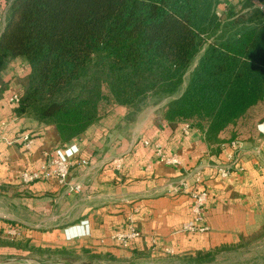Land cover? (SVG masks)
<instances>
[{"label": "trees", "instance_id": "16d2710c", "mask_svg": "<svg viewBox=\"0 0 264 264\" xmlns=\"http://www.w3.org/2000/svg\"><path fill=\"white\" fill-rule=\"evenodd\" d=\"M255 2L245 0L235 11L226 0H11L0 32V70L10 58L27 61L16 112L35 109L34 117L53 124L64 143L114 106L129 104L131 94L157 84L175 90L212 37L162 117L230 143L250 125L249 111L264 106V11ZM220 3L225 10L218 16ZM74 86L91 95L55 100ZM38 102L45 105L35 108Z\"/></svg>", "mask_w": 264, "mask_h": 264}, {"label": "crops", "instance_id": "0c3cea01", "mask_svg": "<svg viewBox=\"0 0 264 264\" xmlns=\"http://www.w3.org/2000/svg\"><path fill=\"white\" fill-rule=\"evenodd\" d=\"M3 8L0 3V12ZM28 73L29 65L20 57L8 59L0 70V202H4L0 221H16L7 226L17 228L22 239L39 237L45 228L53 227L70 242H83L123 263L125 258L149 253L173 254L235 243L264 224V133L260 131L264 119L254 142H241L239 162L231 164L229 174L222 177L217 169L229 163L232 148L228 142L209 141L205 129L199 127L189 126L184 132L188 124L171 126L157 113L135 120L125 132L126 108L115 107L62 143L53 124L40 122L28 112L17 113V105L9 102L13 94H22ZM23 132L32 138L28 150L21 143H11ZM145 139L166 153L177 154L180 165L158 161L153 147L142 144ZM71 145L79 152L63 184L56 178L29 185L21 182V172L38 170L46 153ZM182 181L187 189L179 187ZM194 188L208 192V230L188 234L179 227L192 218L189 192ZM131 223L140 236L122 248L113 235Z\"/></svg>", "mask_w": 264, "mask_h": 264}, {"label": "rangeland", "instance_id": "374dc122", "mask_svg": "<svg viewBox=\"0 0 264 264\" xmlns=\"http://www.w3.org/2000/svg\"><path fill=\"white\" fill-rule=\"evenodd\" d=\"M226 1L235 7V11L240 9L243 2H245V0ZM254 1H257L254 5L264 11V2ZM224 10V3H220L216 7L217 15L220 16ZM211 38L204 39L202 46L195 53L175 90L169 91L165 85L159 84L150 86L142 93L131 94L132 100L129 104L116 105L107 114L115 107L126 108V116H128L129 121L125 123V132L132 129L133 122L137 119L143 121L156 113L162 116L166 104L180 96L186 88L193 71L198 65L201 54L207 43L212 40ZM96 75L100 76L101 74L96 73ZM103 79H105V76L101 75V81ZM80 91L78 86L71 87L66 92L58 94L55 100H62L75 95L79 98H86L85 96L91 95L89 91H82V93ZM42 104L45 105L44 102H38L34 107L37 108V105L41 107ZM34 111L29 113L30 116H35ZM248 115V117H251L250 125L240 127L230 141L254 142L258 136L257 126L260 122L258 118L264 115V106L254 107ZM110 122V126H113L115 118ZM231 129H234V127H231ZM16 202L17 200L12 201L11 206H14ZM0 206L2 207L1 211H3V201L0 202ZM12 222L13 224L17 223L16 221ZM10 224V221L2 219L0 228ZM0 236H2L0 238V264H264V224L257 231L241 237L235 243L210 249H187L173 254L149 253L139 257L125 258L123 263H117L115 259L107 254H102L98 249L85 247L83 242H70L61 237L56 231H53V227L45 228L44 233L39 237H30L29 239H22L20 232L10 237L4 236L2 233Z\"/></svg>", "mask_w": 264, "mask_h": 264}, {"label": "built area", "instance_id": "2783aa9c", "mask_svg": "<svg viewBox=\"0 0 264 264\" xmlns=\"http://www.w3.org/2000/svg\"><path fill=\"white\" fill-rule=\"evenodd\" d=\"M10 1L11 0H0V3L4 5V10L0 12V20L4 18V12L6 8L8 9ZM9 102L11 104L17 105L19 102V95L13 94L11 97H9ZM183 130L184 132H188L189 125H184ZM260 131L264 133V126L261 127ZM11 143H21L23 148L28 150L31 148L32 138L28 133L23 132L16 135L11 141ZM142 144L145 147L152 146L156 158L161 163L169 166L180 165V159L177 154L166 153L158 144H152L148 139L143 140ZM229 145L232 148V152L228 155L229 163L217 169L218 174L222 177L227 176L229 174L231 166L233 164H237L240 159L239 156L241 151V142L238 140H234L231 141ZM78 152V147L76 145H71L68 147H58L54 149L52 153H46V159L40 165L38 170L31 172H21V182L24 185H29L35 181H47L51 178H56L60 184H63L68 177L71 161L78 154ZM80 162L82 164L86 163L84 159H81ZM198 180L199 178H196V181ZM179 187L187 189L188 185L186 181H182ZM76 188H78V186ZM189 194L192 200V218L188 221L183 222L179 227V231L188 234L205 232L206 230H208V226L205 223V203L208 197V192L205 189L194 188L190 190ZM80 231L84 233V229L82 227ZM18 232L19 230L17 228L10 226H6L2 229V234H4V236L9 237L15 235V233ZM139 236L140 232L138 228L135 227L134 223H131L128 229L115 233L113 235V238L117 241L119 246H121L122 248H126L130 245L133 240H135Z\"/></svg>", "mask_w": 264, "mask_h": 264}]
</instances>
